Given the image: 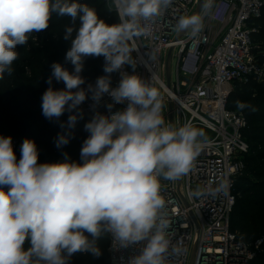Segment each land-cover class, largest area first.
<instances>
[{
    "label": "clouds",
    "instance_id": "obj_1",
    "mask_svg": "<svg viewBox=\"0 0 264 264\" xmlns=\"http://www.w3.org/2000/svg\"><path fill=\"white\" fill-rule=\"evenodd\" d=\"M172 2L112 0L119 22L108 24L78 0H0V80L12 74L19 59L17 47L25 46L33 33L48 29L53 13L79 20L78 27H66L64 34L70 40L65 61L73 70L51 64L49 85L55 79L65 87L50 86L43 93L45 118L73 112L89 93L96 103L104 94L114 104L127 103L123 110L97 113L85 124L89 135L80 152L82 163L65 154L61 162L39 164L38 148L29 138L17 161L12 138L0 136V264H69L76 253L98 258L97 241L105 234L124 248L146 241L130 264H165L170 240L161 179L175 182L187 176L208 141L191 122L179 128L166 124L161 90L121 70L125 65L135 69L136 41L151 34L152 25ZM214 7L215 0H203L201 12L181 16L175 30L200 37ZM101 56L106 75L82 88L85 59ZM115 72L121 79L112 87ZM235 103L241 110L248 106ZM107 107L111 110L113 104ZM76 121L77 114L69 115L68 126ZM68 143L69 137L60 135L56 147ZM226 187L221 183L215 191Z\"/></svg>",
    "mask_w": 264,
    "mask_h": 264
},
{
    "label": "built area",
    "instance_id": "obj_2",
    "mask_svg": "<svg viewBox=\"0 0 264 264\" xmlns=\"http://www.w3.org/2000/svg\"><path fill=\"white\" fill-rule=\"evenodd\" d=\"M201 1L173 0L152 25L151 34L136 41L135 69L125 65L121 71L139 75L161 90L166 124L179 128L191 122L208 141L187 176L175 182L161 179L170 240L165 264H191L192 256V264H250L264 254V235L246 242L231 228L235 185L244 173L250 147L243 134L247 119L230 109L228 102L234 83L264 79V63H258L254 38L264 0H215L200 37L177 32L179 18L200 13ZM106 2L115 10L112 0ZM120 79L121 73L116 72L111 86H118ZM109 104H113L111 110ZM126 106V102L114 104L104 94L99 103L90 95L81 107L89 113L103 109L110 115ZM221 183L227 187L216 192ZM109 236L110 264H130L146 245L142 241L124 248Z\"/></svg>",
    "mask_w": 264,
    "mask_h": 264
},
{
    "label": "trees",
    "instance_id": "obj_3",
    "mask_svg": "<svg viewBox=\"0 0 264 264\" xmlns=\"http://www.w3.org/2000/svg\"><path fill=\"white\" fill-rule=\"evenodd\" d=\"M79 2V1H78ZM96 10L98 17L108 24L119 22L115 10L107 8L106 0H87L79 2ZM257 31L254 34L258 48V59L264 61V10L256 19ZM78 27L79 20L73 22L69 17H61L53 13L49 27L33 33L25 46H18L19 59L12 65L13 72L7 73L0 80V136L12 138L13 150L17 161L21 156L24 139H33L39 151L38 163H57L67 157L76 163H82L80 152L83 142L89 133L85 124L91 121L94 114L107 115L105 110L85 112L82 104L73 112L65 111L59 119L49 120L42 114V95L51 86L54 90L64 89V83L48 78L51 75V64L61 63L69 71L73 70L70 62L65 61L66 52L70 48V40L64 39L66 27ZM104 58L88 57L84 61L81 72L85 78L82 88L95 85L98 77L106 75L103 71ZM115 73L111 74V79ZM229 97L228 107L234 109L236 101L244 102L243 110L247 119V127L243 134L249 143V152L245 155L244 173L237 178L235 193L237 201L231 215V228L246 242H255L264 235V79L247 84L237 83ZM237 107V106H236ZM77 114L74 127L68 126V117ZM63 125V126H62ZM60 135L69 137V143L60 148L56 141ZM7 191V187L4 188ZM85 235H88L85 233ZM89 239L91 237L89 236ZM101 255L93 257L86 253L74 254L69 264H110L109 234L97 241ZM28 247V242H25ZM250 264H264V254L257 256Z\"/></svg>",
    "mask_w": 264,
    "mask_h": 264
},
{
    "label": "water",
    "instance_id": "obj_4",
    "mask_svg": "<svg viewBox=\"0 0 264 264\" xmlns=\"http://www.w3.org/2000/svg\"><path fill=\"white\" fill-rule=\"evenodd\" d=\"M201 5H202V1L199 4L198 10L201 8ZM170 62H171V51L169 52L167 63H166L168 81L170 79ZM192 262H193V256H192V259H191V264H192Z\"/></svg>",
    "mask_w": 264,
    "mask_h": 264
},
{
    "label": "rangeland",
    "instance_id": "obj_5",
    "mask_svg": "<svg viewBox=\"0 0 264 264\" xmlns=\"http://www.w3.org/2000/svg\"><path fill=\"white\" fill-rule=\"evenodd\" d=\"M107 8H108V6H107ZM109 9H110V8H109ZM52 15H53V14H52ZM257 44H258V43H257ZM258 63H261V64H262V63H264V61L259 60ZM252 81H254V80H252ZM250 82H251V81H250ZM236 88H238V84H237V83H234V84H233V90L236 89ZM233 110H236V111L242 112V113L245 115V111H244L243 109H242V110L239 109V108L236 107V106L234 107ZM95 115H96V114H94L93 117H94Z\"/></svg>",
    "mask_w": 264,
    "mask_h": 264
}]
</instances>
